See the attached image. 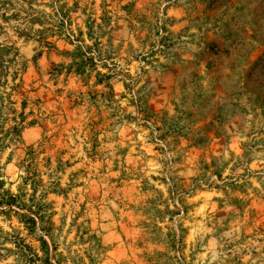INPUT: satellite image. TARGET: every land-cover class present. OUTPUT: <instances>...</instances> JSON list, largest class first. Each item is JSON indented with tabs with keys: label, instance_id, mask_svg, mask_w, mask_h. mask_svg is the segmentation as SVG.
I'll return each instance as SVG.
<instances>
[{
	"label": "rangeland",
	"instance_id": "374dc122",
	"mask_svg": "<svg viewBox=\"0 0 264 264\" xmlns=\"http://www.w3.org/2000/svg\"><path fill=\"white\" fill-rule=\"evenodd\" d=\"M0 264H264V0H0Z\"/></svg>",
	"mask_w": 264,
	"mask_h": 264
}]
</instances>
